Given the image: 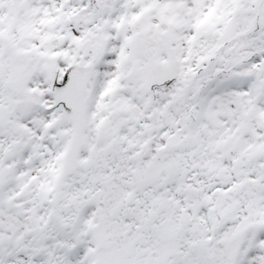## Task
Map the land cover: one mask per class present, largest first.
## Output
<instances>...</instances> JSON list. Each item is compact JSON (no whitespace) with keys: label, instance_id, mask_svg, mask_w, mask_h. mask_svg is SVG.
Here are the masks:
<instances>
[{"label":"snow or ice","instance_id":"6c2138e0","mask_svg":"<svg viewBox=\"0 0 264 264\" xmlns=\"http://www.w3.org/2000/svg\"><path fill=\"white\" fill-rule=\"evenodd\" d=\"M0 264H264V0H0Z\"/></svg>","mask_w":264,"mask_h":264}]
</instances>
